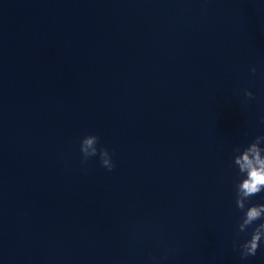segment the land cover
<instances>
[{"label": "clouds", "instance_id": "1", "mask_svg": "<svg viewBox=\"0 0 264 264\" xmlns=\"http://www.w3.org/2000/svg\"><path fill=\"white\" fill-rule=\"evenodd\" d=\"M249 71L254 75L256 67H250ZM244 97L246 101L252 100L254 94L244 90ZM260 123L264 124V117H261ZM98 143L99 137L95 134H88L82 138L80 142L82 163L98 155L101 166L112 171L115 168L112 153L106 147L98 148ZM262 144H264V134L256 136L243 149L235 148L234 153L238 154H235L232 160V165L237 168L238 175L241 177L235 183V204L243 215L237 222V239L233 241V248L238 249L241 260L255 256L261 243L264 242V203L251 204L252 197L264 192V147H261ZM257 221L260 223L256 224ZM250 227L252 228L250 238L240 242V234H247ZM162 259H167V253Z\"/></svg>", "mask_w": 264, "mask_h": 264}]
</instances>
